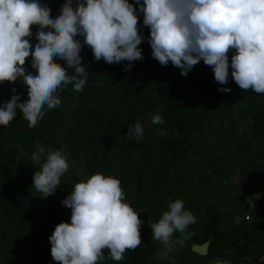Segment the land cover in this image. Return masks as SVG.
I'll return each mask as SVG.
<instances>
[{
	"label": "trees",
	"instance_id": "obj_1",
	"mask_svg": "<svg viewBox=\"0 0 264 264\" xmlns=\"http://www.w3.org/2000/svg\"><path fill=\"white\" fill-rule=\"evenodd\" d=\"M45 1L40 0L43 4ZM63 2L55 1L52 15L61 10ZM31 31L30 43L34 48L37 26H31ZM76 39L82 42V66H87L89 74L83 90L76 92L71 84L60 90L61 104L51 110L45 106V116L33 127L28 126L19 110L9 125L0 127V259L7 264H59L51 256L49 237L58 224L70 222V217L59 212L55 204L42 209L38 201H33L20 189V185L27 184L35 173H27L21 161L15 163L11 159L12 152L7 149L9 144H20L25 152L33 153L34 146L39 143L46 151L49 148L61 150L68 159L79 161L84 181L97 173L118 178L125 201L134 207L142 221L141 245L127 250L121 261L108 258L107 249L104 261L98 264H172L152 249L148 239L150 225L145 221L149 218L158 222L162 213L169 210L162 203L166 197L170 202L179 199V187L185 182L181 167L186 166L184 154L191 146L189 137L204 131L217 108L225 110L223 106L229 109L230 104H235L238 113L250 118L248 130L252 137L264 143V93L240 89L231 76V68L228 83L219 84L211 66L205 65L203 60L186 76L180 72L173 79L169 78L172 72H163L166 66L152 58L148 42L138 46L143 59L132 61L131 69L126 71L128 61L113 64L103 59L96 61L91 49H85L83 37ZM234 52L233 49L228 53L229 63ZM53 59L65 66L63 60L55 56ZM24 66L28 71H36L30 62L25 61ZM73 71L68 69L69 74ZM142 87H145V94ZM222 88L231 91L218 90ZM13 94L19 95L21 102L28 98L22 78L0 84V105ZM223 110H220L222 114H229ZM136 111L139 113L135 114ZM157 114L162 116L163 124H152V117ZM136 122L142 126L145 123L149 128L139 142L135 137L125 136ZM157 129L163 130L165 135H159ZM155 153L161 158V173L151 166ZM257 160L259 164L252 172L249 192L259 197L253 200L254 207L248 208L253 214L249 215L250 220L245 221L244 214L240 224L222 229L225 215L207 207L200 227L190 225L183 246H177L180 249L177 264H198L200 261L215 264L217 259L229 264H247L246 259L252 263L264 255V149L257 153ZM14 164L17 177L12 181ZM131 166L136 167L132 169ZM77 179L73 177L74 181ZM69 180L67 176L58 187L70 186ZM194 198L200 199L194 193L186 196L189 200L186 209L192 213L191 200ZM142 205L143 210H136ZM174 235L175 239L180 237L178 232ZM194 244H207L206 257L200 259L193 253ZM17 253H26L28 258L25 256L24 262L19 263Z\"/></svg>",
	"mask_w": 264,
	"mask_h": 264
},
{
	"label": "clouds",
	"instance_id": "obj_2",
	"mask_svg": "<svg viewBox=\"0 0 264 264\" xmlns=\"http://www.w3.org/2000/svg\"><path fill=\"white\" fill-rule=\"evenodd\" d=\"M75 2V7L73 4ZM55 15L40 0H0V84L22 78L28 98L21 102L17 94L0 105V127L7 126L18 110L35 126L51 110L61 104L60 90L72 85L83 90L89 79L82 66V42L91 48L94 59L108 64L142 60L138 46L145 37L138 31V17L150 29L147 42L152 58L162 66L169 62L186 76L203 60L211 66L214 79L221 85L231 76L240 89L264 93V0H64ZM37 26L33 48L31 26ZM235 50L229 63L228 53ZM31 56L35 72L24 66ZM63 60L65 66L53 57ZM73 69V74L68 73ZM230 92V88L218 89ZM15 93V89H13ZM162 110V109H161ZM152 124H163L161 115ZM161 136L163 130L157 129ZM144 129L136 122L128 137L137 142ZM31 155L33 187L47 197L58 189L61 177L69 170L68 157L61 150L45 148L37 143ZM121 181L102 173L76 183L62 204L71 209L70 222L55 227L49 237L51 256L59 264H98L108 258L121 261L127 250L141 245L138 213L124 202ZM168 211L156 223H150L155 241L167 252L183 246L187 229L197 222L182 200L170 202ZM181 237L173 240L174 233ZM215 264H229L226 260Z\"/></svg>",
	"mask_w": 264,
	"mask_h": 264
},
{
	"label": "rangeland",
	"instance_id": "obj_3",
	"mask_svg": "<svg viewBox=\"0 0 264 264\" xmlns=\"http://www.w3.org/2000/svg\"><path fill=\"white\" fill-rule=\"evenodd\" d=\"M55 1L57 0H46L45 2L51 10H55ZM131 2L133 3V1H129V3ZM138 31L145 37L142 43H146L150 30L147 29L146 26H143L142 14L138 17ZM86 47L89 50L91 49L85 45V49ZM26 61L31 63V56L26 58ZM167 71L172 72L169 74V78L172 79L175 74L181 72V70L173 66L171 62H169L163 72L165 73ZM141 91L145 94V87H142ZM223 108L226 111L217 108L215 113L212 112L210 121L206 123L205 129L201 134H194L189 137L191 146L184 154L187 162L185 167H181V172H183V181L185 182H181L178 198L184 202L185 210H187V201L189 200H186V196L193 193L198 194L200 199H195V195L194 200H191V205L194 209L192 210L193 215L197 220V222L193 224L194 227H200L207 207L225 215L221 224L222 229L240 224L243 221H241V217L244 214L253 215L248 208H253V200L259 197L258 194L253 195L249 192V183L253 176V170L259 164L257 153L261 149H264V143H259L256 138L252 137L248 130L250 118L238 113L235 110V104H230L229 109L224 106ZM220 110L229 114H222ZM137 113L139 112L136 111L135 114ZM143 129L146 133L149 131L147 124L144 123ZM125 136H127V134ZM7 149L12 152L11 159L15 163L21 161L25 165V171L27 173L30 174L31 171L35 173L39 170L38 167L35 168L32 165V153L25 152L20 144H9ZM160 159L159 154L155 153L152 157L151 166L161 173L163 170H161ZM68 163L69 170L61 177L60 182L65 181L67 176H69L70 180L68 184L70 186L66 188L58 187L54 194L43 197V194L33 187V178L29 177L28 183L25 185L21 184L20 189L25 191L33 201H38L42 209H47V207H51L55 204L59 208V212L70 217L71 209L64 206L62 201L67 198L76 183L84 181L85 175L83 173L82 164L79 163V161L68 159ZM135 167L136 166H131L132 169ZM16 169V164H14L10 175V180L12 181L17 177ZM75 176L78 178L77 181L73 180ZM156 180H158V178H156ZM174 183L175 182L171 184ZM15 184L18 185L17 183ZM169 202V198L166 197V201L162 203L168 206ZM131 207L134 208L133 206ZM162 207V209H164L163 205ZM139 209L143 210V205L136 208V210ZM145 222L149 225L150 223H156V221H152L149 218H147ZM178 234L181 237L179 232ZM174 237L175 235L173 236V240H175ZM148 239L155 253H159L166 259H170L172 264H177L179 260L178 254L180 253V249L177 247L178 245L165 255L166 249L160 241L154 240L151 227ZM105 250L107 252V249H104V253H106ZM207 252L202 255L195 254L200 256L201 259L206 257ZM16 255L18 257L16 260L19 263L24 262L27 257L26 253H17ZM200 262L205 264L202 261ZM200 262L197 263L200 264ZM0 264H7L6 260L4 261V259L1 258ZM29 264L36 263L30 262Z\"/></svg>",
	"mask_w": 264,
	"mask_h": 264
},
{
	"label": "water",
	"instance_id": "obj_4",
	"mask_svg": "<svg viewBox=\"0 0 264 264\" xmlns=\"http://www.w3.org/2000/svg\"><path fill=\"white\" fill-rule=\"evenodd\" d=\"M192 250L194 253H197V254H205L207 252V244H203V245H193L192 246Z\"/></svg>",
	"mask_w": 264,
	"mask_h": 264
},
{
	"label": "built area",
	"instance_id": "obj_5",
	"mask_svg": "<svg viewBox=\"0 0 264 264\" xmlns=\"http://www.w3.org/2000/svg\"><path fill=\"white\" fill-rule=\"evenodd\" d=\"M244 220H245V221H249V220H250V217H249L248 214H246V215L244 216ZM246 261L248 262L247 264H264V255H261L260 257H258V258L256 259V261H254V262H252V263H250L249 259H246Z\"/></svg>",
	"mask_w": 264,
	"mask_h": 264
},
{
	"label": "crops",
	"instance_id": "obj_6",
	"mask_svg": "<svg viewBox=\"0 0 264 264\" xmlns=\"http://www.w3.org/2000/svg\"><path fill=\"white\" fill-rule=\"evenodd\" d=\"M73 5H74V4H73ZM245 215H246V214H245ZM242 219H243V218L241 217V221H242ZM157 254H159V253H157ZM159 255H160V254H159ZM160 256H162V255H160ZM162 257H163V256H162ZM164 258H165V257H164ZM167 260L170 261V259H168V258H167Z\"/></svg>",
	"mask_w": 264,
	"mask_h": 264
}]
</instances>
